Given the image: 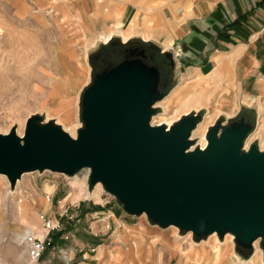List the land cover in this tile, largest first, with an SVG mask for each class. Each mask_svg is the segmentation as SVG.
Returning a JSON list of instances; mask_svg holds the SVG:
<instances>
[{"label":"rangeland","instance_id":"374dc122","mask_svg":"<svg viewBox=\"0 0 264 264\" xmlns=\"http://www.w3.org/2000/svg\"><path fill=\"white\" fill-rule=\"evenodd\" d=\"M50 5H30L19 10L0 0V135H7L11 130L24 135L27 120L36 117L39 125L52 121L63 132L76 137L83 127L80 117L83 91L96 75L124 60L136 58L137 50L159 56L158 67L163 71L159 84L163 97L151 107L155 124L169 125L180 116L176 122L179 123L187 117H182L183 114L206 106L210 111L204 109L198 121L200 123L204 114L207 115L200 125L204 134L213 123L221 132L231 123L244 119L250 123L251 130L242 149L246 145L247 151L254 145L264 153V99L255 103L238 102L232 96L233 87L223 83L212 87L214 92L209 88L205 89L207 93L196 90L197 95L205 98L198 105L187 107L185 112L178 110L177 101L172 102L173 96L181 92L197 72L187 79L179 76L174 52L165 53L151 40L152 36L128 28L130 23L119 29L117 23L113 25L111 21L88 22L80 9L71 7L68 0H58L57 4L50 1ZM105 8L92 7L91 12L94 17L107 18ZM139 10L146 16H155L156 9L151 4L145 3ZM116 15H119L118 10ZM150 20L156 25V18ZM129 37L128 45H123L121 41ZM109 38L115 39L109 46H103ZM246 106L254 109V120L250 122L246 118ZM207 120L209 122L205 124ZM68 123H72L71 126ZM192 139L199 144V137ZM19 180L11 191L7 177H0V264L206 263L205 257L197 259L195 252L202 249L209 252L212 234L196 237L192 232L176 227L162 228L145 214H127L100 183L90 181L89 169L69 176L50 171L34 172ZM88 191H95L91 198ZM18 206L38 210L34 226L18 225ZM49 207H52L50 214L47 213ZM45 217L57 225L48 235L43 230ZM138 230L146 232V238L154 239L151 251L149 246L145 247L142 237L138 239L139 243L134 238L133 234ZM77 233L80 237L75 236ZM213 234L222 245L225 238L232 235L226 233L218 237ZM40 243L39 255L34 256L35 252L31 256L33 244ZM253 244L257 252L264 254L260 238L248 248L241 247L234 239L224 263L244 264L235 252L249 257L254 252ZM139 249L147 256L140 255ZM259 264H264L262 257Z\"/></svg>","mask_w":264,"mask_h":264},{"label":"water","instance_id":"95a60500","mask_svg":"<svg viewBox=\"0 0 264 264\" xmlns=\"http://www.w3.org/2000/svg\"><path fill=\"white\" fill-rule=\"evenodd\" d=\"M135 52L83 91V127L75 138L36 117L27 120L22 139L14 130L0 135V175L13 187L28 173L89 169L90 181L129 215L145 214L196 237L230 233L245 248L260 238L264 247V153L254 145L242 149L250 123L242 119L221 132L212 126L203 150H191L189 140L199 115L169 130L151 126L163 72L147 63L149 54Z\"/></svg>","mask_w":264,"mask_h":264},{"label":"crops","instance_id":"0c3cea01","mask_svg":"<svg viewBox=\"0 0 264 264\" xmlns=\"http://www.w3.org/2000/svg\"><path fill=\"white\" fill-rule=\"evenodd\" d=\"M1 1L24 10L30 5H50V1L57 4L58 0ZM68 3L80 9L88 22L111 21L119 29L130 23L128 28L152 36L151 40L165 53L176 54L179 76L187 79L197 72L186 86L192 84L197 90L206 91L208 83L210 90L224 83L233 87L232 96L238 102L264 99V0H68ZM145 3L156 9L154 17L139 10ZM100 6L106 7L107 18L94 17L91 12L92 7L100 9ZM152 18L157 19L156 25ZM51 212L49 207L47 213ZM75 236L80 237L78 233ZM133 236L137 241L142 237L151 251L154 239L146 238V232L138 230ZM138 253L147 256L142 249ZM227 256L219 264H225ZM86 257L87 254L83 259ZM253 260L259 264V254Z\"/></svg>","mask_w":264,"mask_h":264},{"label":"bare ground","instance_id":"6f19581e","mask_svg":"<svg viewBox=\"0 0 264 264\" xmlns=\"http://www.w3.org/2000/svg\"><path fill=\"white\" fill-rule=\"evenodd\" d=\"M131 37V36H130ZM130 37L129 38H127V39H124V41H121L122 42V44L123 45H126L131 39H130ZM115 38H109V39H106V41L105 42H103L102 43V45L103 46H109L111 43H112V41L114 40ZM144 42H147V41H145V40H143ZM147 59L149 60V61H151V58L148 56L147 57ZM158 59H159V57L158 56H154V59L153 60H155V62H157L158 61ZM183 84V83H182ZM209 84L210 83H208L207 85H206V87H205V89H207L208 87H209ZM180 86V85H179ZM178 87V86H177ZM176 89V88H175ZM174 89V90H175ZM198 89V87L196 86V85H191V86H189V85H187V86H185L184 88H182V90H181V92H179V93H177L175 96H173V99H172V102L174 103L175 101H177V104H178V110H182V111H186V108L187 107H190V106H193L195 103H198L200 100H202L203 99V96L202 95H197L196 93H197V90ZM173 90V91H174ZM172 91V92H173ZM171 92V93H172ZM159 104H161V103H159ZM247 107V117L250 119V120H254V115H255V113L253 112L254 111V109L253 108H251V107H248V106H246ZM161 109H162V107H161ZM204 109H206V110H208V111H210V109L208 108V107H206V106H202L200 109H199V111L198 110H195L194 109V111H192L191 113H187V114H183L182 115V117H185V116H188V115H190V114H194L195 116L196 115H199V114H201L202 113V111H205ZM162 111H163V113H164V110L162 109ZM206 116L207 115H205L204 114V116H203V119H202V121L200 122V123H198L197 125H196V127L192 130V132H191V134H190V138H189V140L190 141H193L194 142V144L192 145V147H191V150L192 149H194V148H196V147H198V148H200L201 150H203L205 147H206V145H207V141H206V133H207V131H205L206 133L204 134V128H203V126H200L202 123H203V121H204V119L206 118ZM180 117V116H179ZM178 117V119H176V120H174V121H172L169 125L168 124H166V123H160V124H155L154 123V120L156 119V118H151V122H150V125L151 126H154V127H159V126H164L167 130H169L177 121H179V119L181 118H179ZM168 122V121H167ZM209 122V120H207L206 121V123L205 124H207ZM71 124L72 123H68V125H70L71 126ZM212 126H214V123L210 126V127H212ZM198 128V129H197ZM209 128V127H208ZM208 128H207V130H208ZM262 128H264V121H263V123H262ZM196 131V132H195ZM16 135L18 136V138H20V139H22V137H23V134H21L20 135V133L18 132H16ZM70 137H72V138H75V136L74 135H69ZM194 136H197V137H199V139H200V141H199V144H197L196 143V141L195 140H193L192 138L194 137ZM248 140H250V138L248 139ZM263 144H264V141H263ZM246 149H247V146L245 145V147L243 148V151H246ZM260 150V149H259ZM260 151H262V150H260ZM30 174V173H29ZM29 174H24V175H22L21 176V179H22V177L23 176H25V175H29ZM0 177H5V176H3V175H0ZM6 178V177H5ZM20 180H18L17 182H16V184L19 182ZM16 184H15V186H16ZM98 186H100V184H98ZM47 188V187H46ZM99 188V187H98ZM10 190L11 191H13L14 190V188L13 187H11L10 186ZM45 191H47V189L45 190ZM95 191H88V194H89V197L91 198L92 197V194L94 193ZM45 203V202H44ZM37 211L38 210H34V209H28V208H25V207H23V206H18V213H17V215H18V217H17V223H18V225L19 224H24V225H27L28 227H32V225L34 226L36 223H35V217H36V214H37ZM171 227H173V226H171ZM173 228H175V227H173ZM212 239H211V241L209 242V247H210V250H209V252L207 253V252H205V250H200L199 252H195L196 253V255H195V257L197 258V259H202V258H204L205 257V259H206V263L205 264H219L220 263V261L222 260V258L224 257V256H226L228 253H229V249H230V246H231V249H232V243H233V245H234V238H233V236L232 235H229L228 237H226L225 238V240H224V243H225V245L223 246L222 244H220L218 241H217V237L215 236V234H212ZM217 238V239H216ZM193 240V239H192ZM217 241V243H216V241ZM219 240V239H218ZM220 241V240H219ZM193 242L194 243H196V244H199V243H197V242H195L194 240H193ZM220 245V246H219ZM253 246H254V252L252 253V255L251 256H249V257H242V256H240L239 254H237L236 252H235V254H236V256L238 257V259L242 262V263H244V264H250V262L252 261V259L254 258V256L256 255V254H259V262H260V258L262 257V260L264 261V254L261 252V251H259V252H257L256 251V248H255V244H253ZM235 251V250H234ZM224 260V259H223ZM203 261V260H202ZM202 261H200V262H202ZM256 263H258V261H255V260H253L252 261V263L251 264H256Z\"/></svg>","mask_w":264,"mask_h":264},{"label":"built area","instance_id":"2783aa9c","mask_svg":"<svg viewBox=\"0 0 264 264\" xmlns=\"http://www.w3.org/2000/svg\"><path fill=\"white\" fill-rule=\"evenodd\" d=\"M56 227H57V225H55L51 219L46 218V217L43 218V230L45 231L46 235H48ZM41 246H42L41 243L40 244H33L34 251L33 250L31 251L32 252L31 256L34 255L36 252V254L34 256L37 257L39 255V252L41 251ZM34 256L32 257L33 260L35 259Z\"/></svg>","mask_w":264,"mask_h":264},{"label":"flooded vegetation","instance_id":"af4514ba","mask_svg":"<svg viewBox=\"0 0 264 264\" xmlns=\"http://www.w3.org/2000/svg\"><path fill=\"white\" fill-rule=\"evenodd\" d=\"M150 58H151V61H149L148 59H146V61H147V63L148 64H150V65H153V66H155V67H158V61L157 62H155V60H153L154 58H153V56H149ZM159 60V59H158ZM163 72V71H162ZM162 76H163V74H162Z\"/></svg>","mask_w":264,"mask_h":264}]
</instances>
